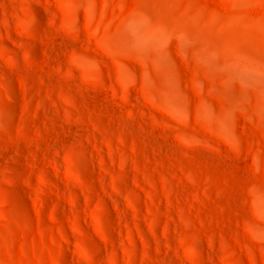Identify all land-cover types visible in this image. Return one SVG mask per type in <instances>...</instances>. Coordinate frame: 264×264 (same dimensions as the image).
<instances>
[{
	"label": "rangeland",
	"instance_id": "obj_1",
	"mask_svg": "<svg viewBox=\"0 0 264 264\" xmlns=\"http://www.w3.org/2000/svg\"><path fill=\"white\" fill-rule=\"evenodd\" d=\"M0 264H264V0H0Z\"/></svg>",
	"mask_w": 264,
	"mask_h": 264
}]
</instances>
